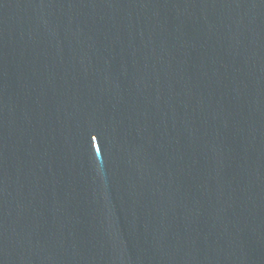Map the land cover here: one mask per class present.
Returning a JSON list of instances; mask_svg holds the SVG:
<instances>
[{"label":"water","instance_id":"water-1","mask_svg":"<svg viewBox=\"0 0 264 264\" xmlns=\"http://www.w3.org/2000/svg\"><path fill=\"white\" fill-rule=\"evenodd\" d=\"M0 264H264V0H0Z\"/></svg>","mask_w":264,"mask_h":264}]
</instances>
